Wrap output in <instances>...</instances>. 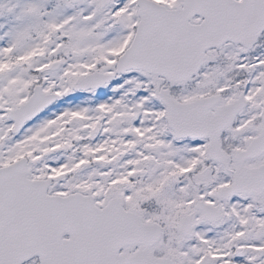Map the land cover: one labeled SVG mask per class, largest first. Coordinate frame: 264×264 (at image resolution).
<instances>
[{"label": "snow or ice", "instance_id": "1", "mask_svg": "<svg viewBox=\"0 0 264 264\" xmlns=\"http://www.w3.org/2000/svg\"><path fill=\"white\" fill-rule=\"evenodd\" d=\"M0 264H264V0H0Z\"/></svg>", "mask_w": 264, "mask_h": 264}]
</instances>
